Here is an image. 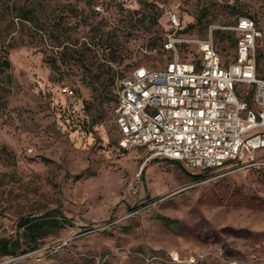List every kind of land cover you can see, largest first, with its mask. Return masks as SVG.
Returning <instances> with one entry per match:
<instances>
[{
	"label": "rangeland",
	"instance_id": "obj_1",
	"mask_svg": "<svg viewBox=\"0 0 264 264\" xmlns=\"http://www.w3.org/2000/svg\"><path fill=\"white\" fill-rule=\"evenodd\" d=\"M13 3L36 8L37 32L6 11ZM170 14L191 26L178 32L184 40L212 31L225 66L236 47L219 35L234 40L237 18L251 16L264 80V0H0V57L10 63L0 75V238L20 234L25 246L18 220L49 210L68 220L0 264H264V166L195 180L202 170L118 145L117 83L170 59ZM182 45L181 59L200 56L195 42ZM253 156L264 162V150Z\"/></svg>",
	"mask_w": 264,
	"mask_h": 264
},
{
	"label": "built area",
	"instance_id": "obj_2",
	"mask_svg": "<svg viewBox=\"0 0 264 264\" xmlns=\"http://www.w3.org/2000/svg\"><path fill=\"white\" fill-rule=\"evenodd\" d=\"M172 33L164 49L171 53L162 68L137 67L117 83L113 109L122 150L144 149L151 158L182 163L194 170L228 172L264 166L253 152L264 150V80L256 72L255 23L240 18L234 60L224 65L212 39L178 36L180 19L170 14ZM195 42L200 56L183 60L177 47ZM238 85L250 86L237 95ZM61 93L73 95L62 88ZM204 264V263H201Z\"/></svg>",
	"mask_w": 264,
	"mask_h": 264
},
{
	"label": "trees",
	"instance_id": "obj_3",
	"mask_svg": "<svg viewBox=\"0 0 264 264\" xmlns=\"http://www.w3.org/2000/svg\"><path fill=\"white\" fill-rule=\"evenodd\" d=\"M4 7H5L6 11H8V13L14 11L15 12V18H17L21 23H27L29 25V29L31 28L32 30L37 32L39 30V28H37V27H41L39 25V19H38L37 14H36V8L25 7L22 5L18 6L14 3L11 5L6 4V5H4ZM240 18H248V19H251L255 23L254 19L251 16L243 15V16H240L237 18L235 25ZM165 21H166V24H168L170 27L168 17H166ZM180 23H181V28L179 29L180 34H183L184 31H186V29L188 27H191V26L185 25L184 22H182L181 20H180ZM255 25H256V23H255ZM256 27H257V25H256ZM215 33L218 34L217 31ZM211 34H212V31H211ZM219 37H221L222 39H226V40L230 41L231 48L234 49L236 47L237 37L235 35H234V40H232L230 38V36L225 35V34H220ZM10 43H12V42H10ZM59 45H63V43L61 42V43H59ZM184 46L185 45H180L179 47L183 48ZM162 47L163 46L160 47V50ZM161 51H163V49ZM115 55H116V53L111 55L110 59L115 61L117 59V57ZM189 58H191V56ZM234 58H235V54L232 57V61L234 60ZM191 59H187V60H191ZM183 60H185V59H183ZM137 67H146L147 69H154V68L148 67L146 65H141V64L135 66L133 69H135ZM9 68H10L9 61L6 58H4V56H1L0 57V75L5 76L6 72ZM131 72H129V74ZM129 74H126L125 76L121 77V79L125 78ZM257 76H258V74H257ZM115 104H116V91L114 94L112 115H113V109L115 107ZM114 124H115V122H114ZM202 171H203V174L192 175V178H194L195 180H201V179H204L206 177V174L213 172V170H202ZM66 222H68V220L62 215V213L59 210H55V209L49 210V211H47L44 214L39 215V216H28V217L19 219L16 226H17L18 230L23 229L24 232H23L22 236L24 237L23 239L25 240L26 245L24 246L20 234L17 235L15 239L0 238V257H14V256L24 254V253H27V252H30V251L37 249L38 241L41 239V237L45 233H47L49 230H52V229H54V230L62 229L65 226Z\"/></svg>",
	"mask_w": 264,
	"mask_h": 264
}]
</instances>
